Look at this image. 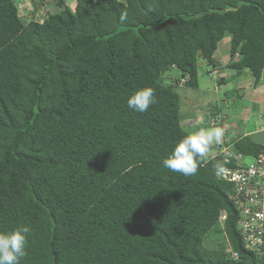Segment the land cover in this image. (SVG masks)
I'll list each match as a JSON object with an SVG mask.
<instances>
[{
  "label": "trees",
  "instance_id": "obj_1",
  "mask_svg": "<svg viewBox=\"0 0 264 264\" xmlns=\"http://www.w3.org/2000/svg\"><path fill=\"white\" fill-rule=\"evenodd\" d=\"M54 2L40 23L0 0V232L31 228L21 264H264L216 176L223 154L191 176L162 163L190 131L177 89L204 70L224 84L221 42L226 69L264 77V0ZM143 87L156 103L137 113ZM234 148L249 161L264 144ZM211 233L229 246L206 250Z\"/></svg>",
  "mask_w": 264,
  "mask_h": 264
},
{
  "label": "crops",
  "instance_id": "obj_2",
  "mask_svg": "<svg viewBox=\"0 0 264 264\" xmlns=\"http://www.w3.org/2000/svg\"><path fill=\"white\" fill-rule=\"evenodd\" d=\"M20 2L25 5L27 10H39L37 5L35 4L38 3L36 2V0H33L34 5L32 9L30 7V5L32 4L31 0H21ZM49 2H51V0H45L43 3H38L41 10H43L44 8V10H53L55 5L51 8V4H48ZM224 43H226V41ZM228 51L229 48H227L226 45H223L222 52L219 51L218 53V55L220 54L223 58H225L223 62L221 61L223 67L222 72H220L219 76H221L225 80L222 82L224 83L222 84V88L225 90L229 89L228 92L231 93V96L228 94V92L227 94H223V99L225 101L230 100L232 104H230V106L226 107L224 110L219 107H212L207 110V112L210 111L208 113H218L221 115L220 117L216 116L218 121H220V127L224 130V136L219 144L224 146H233V144L241 138L250 137L253 141H255L254 139L256 136L264 133V77L258 82V84L255 85L254 79L247 70L236 73L232 72V70L226 69L225 66L228 62L226 54ZM204 72L205 70L199 75L197 89L186 90L182 93V102L184 107L182 108V112H184V115L186 114V110H189L185 107L189 99L194 97V101L190 102L191 108L195 109L196 107L200 106V102L197 104L195 92L192 90H201L200 86H202L204 83L205 90L202 89L203 93L207 91V86H209V84H211L210 87L214 89L216 87V85L212 83L213 81L210 80V77L205 75L206 73L204 74ZM232 79H236V81H232ZM229 97L232 99H229ZM207 98L208 97H206V100H208ZM209 104L210 101L208 100L207 106H209ZM180 107H182L181 104ZM224 112H227V114L225 115ZM182 125H185L184 119L182 121ZM263 144L264 143H262V145ZM215 145L216 144L214 143L211 146L208 154L206 155L207 157L215 154V150L213 148V146L215 147Z\"/></svg>",
  "mask_w": 264,
  "mask_h": 264
},
{
  "label": "clouds",
  "instance_id": "obj_3",
  "mask_svg": "<svg viewBox=\"0 0 264 264\" xmlns=\"http://www.w3.org/2000/svg\"><path fill=\"white\" fill-rule=\"evenodd\" d=\"M19 4L25 7L23 3L19 2ZM38 12L41 13L42 10H38ZM40 17H38V20ZM126 103L129 109L137 113L147 112L149 107L156 103L155 90L152 87L137 89L127 98ZM212 119L213 116H209L208 122L212 121ZM223 136L224 130L221 127L209 129L201 128L198 131L191 132L175 144L171 153L163 160V166L172 172L181 173L185 176L195 175L200 163L203 161L204 157H206L214 143L216 144L214 147L215 154H222L219 152V148L235 150L234 144L233 146L219 144ZM229 162L228 159H224L222 161H217L213 165L216 176L222 175L226 171L225 165ZM231 191L232 187L229 189L228 194L231 200H233ZM222 213L225 212L223 211L221 214ZM30 233L31 228L27 225H20L10 232H0V264H21L22 259L27 256L26 248Z\"/></svg>",
  "mask_w": 264,
  "mask_h": 264
},
{
  "label": "built area",
  "instance_id": "obj_4",
  "mask_svg": "<svg viewBox=\"0 0 264 264\" xmlns=\"http://www.w3.org/2000/svg\"><path fill=\"white\" fill-rule=\"evenodd\" d=\"M19 16L37 17L33 11L25 9L18 4ZM46 11L39 13L43 22ZM213 122V121H212ZM226 159L231 160L233 167L227 168L218 179L232 183V201L238 213L236 228L238 230L243 247L246 250L261 253L264 245V148L253 158L246 161V157L229 148H219ZM218 154V153H217ZM226 214L222 213L218 223L223 229ZM231 258L236 260L238 255L231 248L227 250Z\"/></svg>",
  "mask_w": 264,
  "mask_h": 264
},
{
  "label": "rangeland",
  "instance_id": "obj_5",
  "mask_svg": "<svg viewBox=\"0 0 264 264\" xmlns=\"http://www.w3.org/2000/svg\"><path fill=\"white\" fill-rule=\"evenodd\" d=\"M20 1L21 0H16V3L19 4ZM51 1L53 3H55L54 0H51ZM31 3L32 4L30 5V7L32 9L33 5H34L33 0H31ZM35 4L37 5L38 9L41 10L39 4L38 3H35ZM66 5L68 6V8H73L75 6V0H66ZM38 14H39V12H38ZM223 44L226 45L228 48L229 40L226 41V43H224V41L221 42L220 52H221V49L223 47ZM224 59L225 58H223V57L220 58L221 61H223ZM214 79H216V77L215 76L213 77L211 75L210 80L213 81L212 83L214 85H216L215 89L210 87L211 84H209V86H207V91H205V93H203L202 89L205 90V83H204L202 86H200L201 90H198V91L192 90L195 92V96L197 98V104L200 102V106L196 107L195 109L191 108L190 102L194 101V97L189 99L186 103L187 105H185L186 109H189V110L188 111L186 110L185 115H184V112H182V108H184L183 102H182V100H183L182 93L185 92L186 90H190V89H185V88L184 89L183 88L177 89V91L181 97V101H180V104L182 105V107H180L181 115H182V118L184 119V124H185L184 126L190 130V131H188L189 133L198 131L201 128L209 129V128L220 127V121H218L216 116L220 117L221 115L218 113H216V114L208 113L210 111L207 112V110H209L212 107H216V108L219 107V108H222L224 110L226 107H228V106H230V104H232V102L230 100L225 101L223 99V96H222L225 93L227 94L229 89L226 91L222 87L221 88L218 87L217 84L215 83ZM232 81H236V79H232ZM206 97H208L207 99L210 101L209 106H207L208 100H206ZM229 99H232V98L229 97ZM224 114L226 115L227 112H224ZM209 116H213V119H212L213 122H208ZM233 140H235V139H233ZM254 140L260 144L264 143V133L256 136ZM203 244H204V248L206 250H209V251L216 250L221 245H223L225 248H226L227 244L229 245L228 240H226V238L224 236L217 235L214 233H211L207 238H205ZM228 249H226V251Z\"/></svg>",
  "mask_w": 264,
  "mask_h": 264
}]
</instances>
